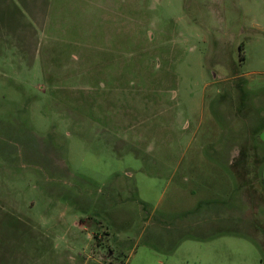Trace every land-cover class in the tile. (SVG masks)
I'll use <instances>...</instances> for the list:
<instances>
[{
  "label": "rangeland",
  "instance_id": "rangeland-1",
  "mask_svg": "<svg viewBox=\"0 0 264 264\" xmlns=\"http://www.w3.org/2000/svg\"><path fill=\"white\" fill-rule=\"evenodd\" d=\"M0 264H264V0H0Z\"/></svg>",
  "mask_w": 264,
  "mask_h": 264
},
{
  "label": "trees",
  "instance_id": "trees-1",
  "mask_svg": "<svg viewBox=\"0 0 264 264\" xmlns=\"http://www.w3.org/2000/svg\"><path fill=\"white\" fill-rule=\"evenodd\" d=\"M243 47H241V49H242Z\"/></svg>",
  "mask_w": 264,
  "mask_h": 264
}]
</instances>
